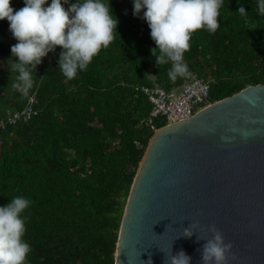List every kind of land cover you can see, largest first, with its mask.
Returning a JSON list of instances; mask_svg holds the SVG:
<instances>
[{"label":"trees","instance_id":"obj_1","mask_svg":"<svg viewBox=\"0 0 264 264\" xmlns=\"http://www.w3.org/2000/svg\"><path fill=\"white\" fill-rule=\"evenodd\" d=\"M109 3L119 21L114 41L70 81L58 68L56 47L34 69L28 96L12 87L17 74L7 61L17 41L0 21V120L32 95L37 110L28 122L0 131V206L15 196L32 201L23 214L31 246L26 264H114L134 177L155 130L167 124L149 117L141 87L169 91L202 78L212 104L264 83V16L256 14L255 0H224L220 27L192 34L184 54L191 75L175 82L167 77L170 65L158 67L150 55L155 43L147 23L133 17L132 0ZM10 7L21 9L23 0Z\"/></svg>","mask_w":264,"mask_h":264},{"label":"water","instance_id":"obj_2","mask_svg":"<svg viewBox=\"0 0 264 264\" xmlns=\"http://www.w3.org/2000/svg\"><path fill=\"white\" fill-rule=\"evenodd\" d=\"M155 132L130 188L114 264H165L181 250L200 264L211 226L232 246L225 264H264V83ZM187 227L191 238L181 236Z\"/></svg>","mask_w":264,"mask_h":264},{"label":"clouds","instance_id":"obj_3","mask_svg":"<svg viewBox=\"0 0 264 264\" xmlns=\"http://www.w3.org/2000/svg\"><path fill=\"white\" fill-rule=\"evenodd\" d=\"M11 0H0V21L8 22V31L17 41L11 46V71L17 75L12 87L24 96L34 86V69L56 47L61 49L58 68L64 78L73 80L84 72L93 58L107 48L118 35V19L109 0H75L65 10L69 0H23L24 7L14 12ZM256 14L264 16V0H255ZM47 4V7L45 5ZM224 0H132L133 17L147 23L155 47L150 55L159 66L170 65L167 77L175 82L191 75L184 54L191 48L192 34L206 30L210 34L220 27L218 17ZM141 12L143 15L141 16ZM247 23L248 13L239 7ZM32 201L23 196L13 197L0 206V264H26L31 246L24 240L27 217L23 214ZM212 238L200 249V264H225L231 244H226L214 226ZM194 231L187 227L184 238ZM199 240V239H197ZM191 257L182 250L165 258V264H190ZM145 264H152L149 258Z\"/></svg>","mask_w":264,"mask_h":264},{"label":"built area","instance_id":"obj_4","mask_svg":"<svg viewBox=\"0 0 264 264\" xmlns=\"http://www.w3.org/2000/svg\"><path fill=\"white\" fill-rule=\"evenodd\" d=\"M49 2L50 0H48ZM45 7H47V4ZM44 60L42 58L39 65H43ZM141 91L147 97L152 107L149 117H163L167 123L166 126L190 119L198 111L210 105V85L202 78L194 77L180 88L169 91L158 86L141 87ZM36 115L35 97L32 95L28 98L23 109L6 111V117L0 120V131L17 123H26Z\"/></svg>","mask_w":264,"mask_h":264},{"label":"rangeland","instance_id":"obj_5","mask_svg":"<svg viewBox=\"0 0 264 264\" xmlns=\"http://www.w3.org/2000/svg\"><path fill=\"white\" fill-rule=\"evenodd\" d=\"M75 2V0H69V4H66V6H65V8L67 9L70 5H71V3H74ZM12 60H13V57H10ZM10 63H11V61H9ZM125 206H126V204H125Z\"/></svg>","mask_w":264,"mask_h":264},{"label":"bare ground","instance_id":"obj_6","mask_svg":"<svg viewBox=\"0 0 264 264\" xmlns=\"http://www.w3.org/2000/svg\"><path fill=\"white\" fill-rule=\"evenodd\" d=\"M158 131H159V130H158ZM158 131H156L155 134H156ZM154 136H155V135H154ZM114 257H115V256H114Z\"/></svg>","mask_w":264,"mask_h":264},{"label":"flooded vegetation","instance_id":"obj_7","mask_svg":"<svg viewBox=\"0 0 264 264\" xmlns=\"http://www.w3.org/2000/svg\"><path fill=\"white\" fill-rule=\"evenodd\" d=\"M196 114H197V113H196ZM196 114H195V115H196ZM195 115H194V116H195ZM194 116H193V117H194Z\"/></svg>","mask_w":264,"mask_h":264}]
</instances>
